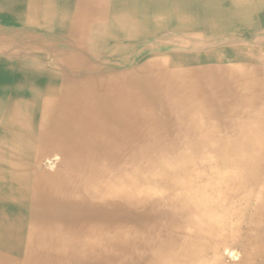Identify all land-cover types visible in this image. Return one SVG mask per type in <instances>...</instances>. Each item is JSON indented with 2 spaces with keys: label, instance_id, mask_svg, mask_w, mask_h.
<instances>
[{
  "label": "bare ground",
  "instance_id": "bare-ground-1",
  "mask_svg": "<svg viewBox=\"0 0 264 264\" xmlns=\"http://www.w3.org/2000/svg\"><path fill=\"white\" fill-rule=\"evenodd\" d=\"M0 264H264V0H0Z\"/></svg>",
  "mask_w": 264,
  "mask_h": 264
}]
</instances>
